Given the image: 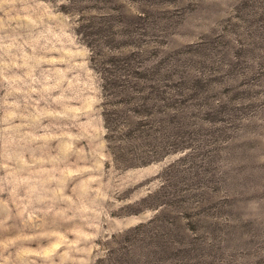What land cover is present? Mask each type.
<instances>
[{
    "label": "rangeland",
    "instance_id": "1",
    "mask_svg": "<svg viewBox=\"0 0 264 264\" xmlns=\"http://www.w3.org/2000/svg\"><path fill=\"white\" fill-rule=\"evenodd\" d=\"M0 264H264V0H0Z\"/></svg>",
    "mask_w": 264,
    "mask_h": 264
},
{
    "label": "trees",
    "instance_id": "2",
    "mask_svg": "<svg viewBox=\"0 0 264 264\" xmlns=\"http://www.w3.org/2000/svg\"><path fill=\"white\" fill-rule=\"evenodd\" d=\"M109 63L111 65L112 64H115L114 65L115 69L107 68V66L106 67L101 66V69H103L102 71L104 73H109L110 75L112 74L111 76L103 77V80L105 82L104 87L107 88V89H109V90L110 89H115V88L120 89V90H124V89L127 90V89H129L128 85H126V84L115 85V82H117V80H119L118 78H121L119 76L117 77V74H114V72H117V65L118 64H116L114 62L113 63L109 62ZM102 64H104V62H102L101 65ZM142 74H143V71L141 73H139V76L137 78L140 79L141 81H144V82L148 83V85H147L148 88H150V87L151 88H155L154 84H157V83L159 84L160 83L159 80H151V79H148L146 76H142ZM158 91H160L162 93L163 92H166L167 93V90L163 89L162 87L160 89H158ZM112 115H113L112 112H110L109 110L106 111V119H107L106 121H107V123L109 125L108 126V129L111 130V131H117L118 128H116V127H118V125H115L114 126V124H117V123H114V118H113Z\"/></svg>",
    "mask_w": 264,
    "mask_h": 264
}]
</instances>
